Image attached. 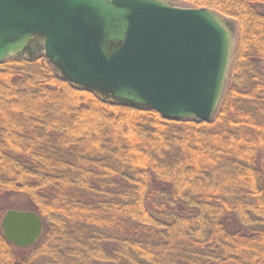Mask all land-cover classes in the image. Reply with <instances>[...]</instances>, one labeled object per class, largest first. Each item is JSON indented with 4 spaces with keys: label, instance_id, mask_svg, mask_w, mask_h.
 I'll return each mask as SVG.
<instances>
[{
    "label": "trees",
    "instance_id": "trees-1",
    "mask_svg": "<svg viewBox=\"0 0 264 264\" xmlns=\"http://www.w3.org/2000/svg\"><path fill=\"white\" fill-rule=\"evenodd\" d=\"M236 22L211 123L171 122L0 64V198L43 221L0 264H264V0H178ZM5 212L0 211V220Z\"/></svg>",
    "mask_w": 264,
    "mask_h": 264
},
{
    "label": "water",
    "instance_id": "water-1",
    "mask_svg": "<svg viewBox=\"0 0 264 264\" xmlns=\"http://www.w3.org/2000/svg\"><path fill=\"white\" fill-rule=\"evenodd\" d=\"M236 37L232 19L177 0H0V64L42 56L67 83L171 122L213 121ZM0 229L28 249L43 222L10 209Z\"/></svg>",
    "mask_w": 264,
    "mask_h": 264
},
{
    "label": "rangeland",
    "instance_id": "rangeland-1",
    "mask_svg": "<svg viewBox=\"0 0 264 264\" xmlns=\"http://www.w3.org/2000/svg\"><path fill=\"white\" fill-rule=\"evenodd\" d=\"M178 1V0H177ZM178 5L180 7H190L187 3H184V2H181V1H178ZM17 210V211H31V212H34L33 211V206L26 202V201H23V202H8L7 200L5 199H1L0 198V211H7V210ZM43 222V221H42Z\"/></svg>",
    "mask_w": 264,
    "mask_h": 264
}]
</instances>
